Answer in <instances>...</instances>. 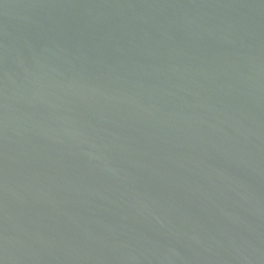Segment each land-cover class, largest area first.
I'll list each match as a JSON object with an SVG mask.
<instances>
[{
	"label": "water",
	"instance_id": "1",
	"mask_svg": "<svg viewBox=\"0 0 264 264\" xmlns=\"http://www.w3.org/2000/svg\"><path fill=\"white\" fill-rule=\"evenodd\" d=\"M0 264H264V0H0Z\"/></svg>",
	"mask_w": 264,
	"mask_h": 264
}]
</instances>
